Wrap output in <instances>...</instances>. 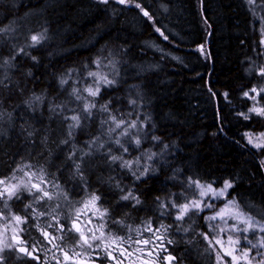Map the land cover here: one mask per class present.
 Returning <instances> with one entry per match:
<instances>
[{
  "label": "trees",
  "instance_id": "trees-1",
  "mask_svg": "<svg viewBox=\"0 0 264 264\" xmlns=\"http://www.w3.org/2000/svg\"><path fill=\"white\" fill-rule=\"evenodd\" d=\"M193 1L0 0L1 171L29 165L25 171L72 193L98 195L120 232L144 222L172 225V202L188 200L191 181H230L227 197L264 220V147L246 136L264 132V117L249 111L244 95L264 77V0ZM40 33L46 39L30 46ZM108 69L115 84L90 96L88 73ZM86 103L96 105L90 116ZM74 115L80 125L70 130ZM129 193L139 203L121 199ZM195 226L208 234L202 217ZM184 231L180 241L192 246L180 256L202 264L206 246Z\"/></svg>",
  "mask_w": 264,
  "mask_h": 264
},
{
  "label": "flooded vegetation",
  "instance_id": "flooded-vegetation-1",
  "mask_svg": "<svg viewBox=\"0 0 264 264\" xmlns=\"http://www.w3.org/2000/svg\"><path fill=\"white\" fill-rule=\"evenodd\" d=\"M28 171V173H38ZM21 173L22 171L16 167L7 169L4 173L0 168V179H5L9 184H17L19 179H21ZM13 176L15 179H13ZM43 180L46 183L42 186L46 187L53 195L52 200L45 198L42 201H37L24 188H20L17 193L20 197L19 199L17 196H13L11 199L5 196L0 199V238L10 239L13 235H16L23 242L20 246L28 247L30 251L34 247L36 251L33 252V255L38 257V259H32L18 251L12 250L9 252L6 250L3 253L6 257L5 264H118V262L119 264H166L164 257L168 254L175 257L171 264H187L180 256V253L185 246L191 247V243L180 241L178 225H174V223H171L172 225H164L162 222L155 225L147 222L141 229L136 228V230L130 231L134 226H129L125 232H120L121 230L117 231L119 227L113 223L112 220L114 218L110 216L109 211L103 218V241H92L93 247L91 249L87 246H79L76 239L78 234L68 231L72 220L76 219L87 235L91 236L92 233L87 231L91 228L96 236H100L101 232L98 230V226L102 222L100 213L103 212L104 208L100 207L99 211L97 209L84 208L83 204L79 205V200L78 202L76 201L80 197L69 194L64 184L61 185L57 181L59 184L58 189L60 191L64 189L65 192L63 193L67 194V199L64 198L63 193L61 195L52 193V179H45L43 176ZM35 183L39 182L36 181ZM53 192H55L54 188ZM35 195L38 196L39 193ZM5 203L7 207H5ZM26 205H31V207H26ZM37 213H44V215L39 216ZM16 215L26 218L27 222L17 224L13 220ZM61 224L64 225L63 232L58 231ZM149 228L152 231H149ZM21 229L23 230L21 231ZM42 229L51 236L57 237V240L53 241L57 247H52V244L43 237L41 234ZM157 229L159 231H156ZM161 236L163 239H160ZM108 237H122L123 240H117L112 243ZM144 240H148L150 243L145 245L142 243ZM137 241H140V243H137ZM97 245L102 246L97 247ZM163 248H166L167 252L162 251ZM65 252L67 253V258L64 256ZM107 252H111L112 257H115V259L108 256Z\"/></svg>",
  "mask_w": 264,
  "mask_h": 264
},
{
  "label": "snow or ice",
  "instance_id": "snow-or-ice-1",
  "mask_svg": "<svg viewBox=\"0 0 264 264\" xmlns=\"http://www.w3.org/2000/svg\"><path fill=\"white\" fill-rule=\"evenodd\" d=\"M104 2L106 3L107 0H104ZM120 3H125L126 0H119ZM137 8H140L141 12L143 13L144 16H146L149 20H152L153 17L151 16V14L145 10L144 8L141 7L140 4H136L135 5ZM2 31V30H0ZM156 31H160L159 28L156 29ZM161 35H163V33H161ZM31 41L32 44L30 46H35L36 44H39L42 40L46 39V36L44 33H40L37 35H32L31 36ZM165 39H167V37H165ZM262 44H264V40L261 41ZM22 50V49H21ZM202 50V49H201ZM33 59H35V57H33ZM95 63L97 65L100 64L99 60H96ZM90 76H98V73L96 72H89L88 73ZM260 75L264 76V70H261ZM100 80H102L105 84L108 85H112L115 83L114 80H109L107 79V77L104 76H100L99 77ZM62 83H66V81H62ZM86 92H88V94L92 97H96L99 95L100 92V88L97 86L95 88V90L93 88H87L85 89ZM261 92H264V88L260 89ZM252 93H257V89L253 88L251 89ZM259 94V93H257ZM244 95L246 97H249L250 94L249 92H245ZM225 98H227V93H224ZM78 99H80V97H77ZM252 99H254L255 97H250ZM131 103H135V101H131ZM96 105L95 103H86L84 105L83 111L87 114V115H91V110L93 108H95ZM101 110L107 112L108 111V105L104 104L101 105ZM250 112H255L257 115L260 116H264V108H251L249 109ZM244 116V119H248V115L246 114H241ZM112 121L115 122V126L117 128H120L122 126V124L124 123L123 121H116V117L112 116L111 117ZM71 120L74 121L75 123L72 125H69L70 130L72 128L75 127H79L80 125V117L79 116H72ZM106 122V121H105ZM130 128H135L136 124L133 122L129 125ZM122 135H127L128 134V129H124L123 132L121 133ZM69 135L71 136V131H69ZM247 138H248V142L250 144H253L254 147L256 148H261L264 147V142H257L254 143L253 142V138H252V134H246ZM261 137H264V133L261 134ZM155 139V137H154ZM260 139V138H257ZM66 142V141H65ZM93 143H95V141H93ZM116 143L119 144L120 141L116 140ZM136 145L140 144V140L136 139L135 140ZM124 151H127V149L125 148ZM113 161H117V160H122L121 157H117V156H112L111 158ZM148 159H152V156H149ZM138 163V161H137ZM122 166L123 167H127V168H131L132 164L129 161H123L122 162ZM26 167H30L29 165H25L23 168L19 169L20 171H24V168ZM77 170H79V165L76 166ZM147 173V169H145V171L143 173H141V175H145ZM35 175L34 173H25V176L29 177L28 182L26 183L23 179H21L17 184H9L5 179H0V199H3L5 196H7L8 199H11L13 196H17V198L19 199L20 197L17 195L19 189L21 187L24 188L25 191L29 192L30 194H32L34 196V198L37 201H42L45 198H47L48 200H52L53 199V195L46 189V187L42 186L43 184H45L46 182L43 180V176L39 177L40 182L39 183H32L31 182V176ZM133 175H135V173H133ZM137 179H139L140 177L137 176ZM13 179H15V177L13 176ZM193 183L199 187L201 189L200 195L201 196H205L208 193H211L214 197H223L225 196V193L227 192L228 189L233 187V184L230 181H225L224 182V187L222 189H220L219 191H217L216 189H213L211 184L208 185H202L200 184L199 181H193ZM55 187H58L55 186ZM34 190V191H33ZM39 193L38 196H36L35 194ZM57 195H61V193H57ZM63 196L65 199H67V194L63 193ZM129 198L136 200L137 203H139V200L135 197L132 196L131 193H129L128 195H125L123 197H121V199L123 200H128ZM100 198L96 195H93L91 197V200L88 202L90 204L93 205V207L95 206V202L98 201ZM174 207H178L179 208V214L176 216L177 220H181L184 218V216L190 211V210H198V211H202L204 207H208L211 208L213 207V205L211 203H204L202 206V202L201 201H192L190 203H185L183 205H173ZM5 207H7V204L5 203ZM26 207H31V205H26ZM58 207V205H57ZM97 211H99L97 209ZM37 215L42 216L44 215V213H37ZM107 215V209H104L103 212L100 213V219H101V224L98 226V230L101 232L100 236H96L95 232L93 231V229H88L87 231L89 233H92L91 236L87 235L85 233L84 230L81 229L80 225L77 223L76 219L72 220L68 231L69 232H73L78 234L77 235V244L79 246H87L89 249H91L93 247L92 245V241L95 240H101L103 241L104 239V233H103V228H104V222H103V218L104 216ZM229 218V219H233L238 221L239 223H242L245 225V227L243 229H240L238 227V224H234L231 226L230 231H242L247 233L249 230H257L261 233H264V224L260 223V221L254 220L253 217L251 216H246L241 210H240V206L238 204V202L233 199V200H229L227 202V204L225 205L224 208L220 209L215 215L213 216H209L207 217V219L209 221H214L217 219L223 220L225 222V224H227V220L225 218ZM78 219V217H77ZM13 220L17 223V224H22V223H26V218H22L19 215H16L13 217ZM59 223V222H57ZM89 223H91V221H89ZM113 223H119V221H113ZM163 228V226H161ZM210 227H212L210 225ZM23 229H21L22 231ZM149 231H152L151 228L148 229ZM166 230V229H165ZM225 229H220V231H224ZM58 231L63 232L64 231V225H59ZM156 231H159V229H157ZM41 234L43 235V237L50 243L52 244V247H57V245L55 243H53V241L57 240L56 236H51L47 231L45 230H41ZM201 235L208 240L209 245L213 248L214 251L215 250V245H219L221 248L224 247V242L221 239H210L208 234L206 233H201ZM60 239H62V237H60ZM109 240L112 241V243H115L117 240L122 241L123 238L122 237H108ZM160 239H163V237L161 236ZM245 240H247V243L249 245H252L253 248L257 249V253L256 255L260 257V259L257 261V264H264V252L259 251V249H264V236H261L256 244H252L251 240H248L247 236L244 237ZM228 242L231 244H239V237H237L235 240H233V237L231 235L228 236ZM23 243L22 241H20L16 235H13L10 239L8 238H0V264H5L6 261V257L3 255V253L7 250L9 252H11L12 250L18 251L19 253H23L25 256H29L32 259H38V257L33 255V252L36 251V249L33 247V249L30 251L28 247H21L20 244ZM137 243H140V241H137ZM143 244L147 245L150 243V241L148 240H144L142 241ZM169 243H171V241H169ZM102 245H97V247H101ZM162 251L167 252L166 248H163ZM233 251H235V249L231 250V251H226L224 254L231 256L232 257V261L227 262V264H233L234 261H237L239 259H243L247 262V264H252V260H255V257H252L251 259H249V252L248 251H243L241 253L240 257L234 256L233 255ZM108 256L112 257V253L111 252H107L106 253ZM151 255V253H150ZM65 258H67V253H64ZM216 258H217V264H224L223 261V255L221 254L220 251H216ZM112 259H115V257H112ZM175 259V257L171 256L170 254L166 255L164 257V261L166 262V264H171V261H173ZM119 264V262H118Z\"/></svg>",
  "mask_w": 264,
  "mask_h": 264
},
{
  "label": "rangeland",
  "instance_id": "rangeland-1",
  "mask_svg": "<svg viewBox=\"0 0 264 264\" xmlns=\"http://www.w3.org/2000/svg\"><path fill=\"white\" fill-rule=\"evenodd\" d=\"M260 10H261L260 15L258 13H256V15L261 16L260 21H261V24L263 25V40H264V13H263L264 6H260L259 7V11ZM148 45L151 46L152 49L158 51L159 53H163L165 55H169V53L167 51H165V49L161 45H157L155 43H150ZM107 65L110 66L111 62H108ZM108 72H110L109 69L107 71L103 70L101 73H98V76L95 78V81H94V77L92 76L91 77L92 78V83H91V85L88 88H93L95 90V88L98 86L100 88V90H101L103 87L111 86V85L105 84L102 80L99 79L100 76H104V77H107V79H109V80H114L109 75ZM254 88L257 89V93H259V94L252 93L251 89L247 91L250 94L249 98L250 97H255L254 99L250 98L252 100V102H253L252 108H254V107L255 108H264V92L260 91L261 88H264V77H263V81L260 84V86L254 87ZM253 113L256 114L255 112H253ZM262 117H264V116H262ZM128 128L130 129V127H128ZM262 133H264V132L247 133V134H252L253 142L257 143V142H264V137H261ZM257 138H260V139H257ZM251 145H253V144H251ZM257 149H260V148H257ZM27 171L28 170H26L25 172L22 171V173L20 175L21 179H23L26 183L29 180V177L25 176V173L29 172V171L28 172ZM40 176H43L40 172L36 173L34 176L32 175L31 176V182L32 183H35L36 181L40 182L39 181V177ZM21 179H19V181ZM45 179H49V178H45ZM51 183H52V186H51L52 193H63V192H65L64 189H62L63 191H60L58 189V187H55L57 185L59 186L57 181L52 180ZM200 184L208 185L210 183L200 182ZM211 186H212L213 189H216L217 191H219L220 189H222L224 187V185L221 186V187H216V186H214L212 184H211ZM52 187L55 189V192H53V188ZM21 188H23V187H21ZM56 189H58V191H56ZM67 192L69 194L72 193L70 191H67ZM200 192H201V189L199 187H197L193 183V181H191L190 184H189V187H188V194H190L188 200H186L182 204H177V203H173L172 202L171 207L175 211L174 216H173L174 222L179 223L178 224V226H179L178 229L181 228V230H188L186 232L184 231L185 233H189V231H190L191 234L193 233L192 234L193 238L198 237L200 239V242H203V244L205 246H207L206 247L207 249L205 251L206 259H203V262H201V263L202 264H211L213 262L212 264H217L216 251H220L221 254L223 255L224 264H227V262L232 261V257L228 256V255H226L224 253L226 251H231V250L235 249V251H233V255L234 256L240 257L241 253L243 251H248L249 252V259H251L252 257L256 258L255 260H252V264H257V261L260 259V257L256 255L257 249L253 248L252 245H249L247 243V240L244 239V237L247 236L248 240L252 241V244H256L258 239L261 236H264V233L259 232L258 229L257 230H249L247 233L242 232V231H230L231 226L234 225V224H238V227L240 229H243L245 227V225L242 224V223H239L236 220L229 219L227 217L225 218L227 220V224H225V222L223 220H220V219H217V220H214V221H209L207 219V217L215 215L220 209L225 207V205L227 204V202L229 200H233L234 198H228L227 197L228 190L225 193V196H223V197H214L211 193H208L205 196H201ZM185 194L186 193H183V195H185ZM71 195L80 196V198H78L76 201L79 200V202H78L79 205L83 204L84 208L93 210V209H99L100 207H102V206H100L98 201L95 202V206L94 207H93L92 204L88 203L91 200L92 196L91 195L89 196V194L86 193L85 191L77 192L76 194L72 193ZM192 201H201L202 202V206H203L204 203H211L213 205V207H211V208L204 207L202 211H198V210H194V209L190 210L184 216L183 219L177 220L176 216L179 214V208L178 207H174L173 205L174 204L175 205H183L185 203H190ZM240 210L246 216H251V217L254 218V220L260 221V223L264 224V220L263 219H260L257 216H254V215L250 214L249 212L243 211L241 209V207H240ZM165 213H167V212H165ZM200 217H202V221L205 222L204 223L206 225L205 230H207L209 238L210 239H213V238L221 239L224 242V247L223 248H221L219 245H215V250L216 251H214L213 248L209 245L208 240H206L201 235V230L200 229H198V230L196 229L195 223H196V221H198L200 219ZM186 222L190 223V224H188L187 226L184 225ZM144 224L145 223L136 224V225H134V227L130 231L136 230V228H139V227L141 229ZM210 225L212 227H210ZM119 226L121 227V224H119ZM222 228L225 229V230L224 231H220V229H222ZM117 231H119V230L117 229ZM196 231H198V232L195 233ZM229 235H231L233 237V240H235L237 237H239V241H240L239 244H231V243H229L228 242V236ZM259 251L264 252V249H259ZM233 264H247V262L245 260H243V259H239L237 261H234Z\"/></svg>",
  "mask_w": 264,
  "mask_h": 264
},
{
  "label": "bare ground",
  "instance_id": "bare-ground-1",
  "mask_svg": "<svg viewBox=\"0 0 264 264\" xmlns=\"http://www.w3.org/2000/svg\"><path fill=\"white\" fill-rule=\"evenodd\" d=\"M193 1V0H192ZM194 2V1H193ZM124 6V5H123ZM211 7V6H210ZM106 9V8H105ZM210 12V11H209ZM52 13V12H51ZM62 17H63V15H62ZM41 19V18H40ZM37 23V22H36ZM91 26V25H90ZM92 27V26H91ZM146 36V35H145ZM128 37V36H127ZM140 37V36H139ZM138 39V38H137ZM101 40V39H100ZM177 43V42H176ZM179 46V45H178ZM164 47V46H163ZM176 48V47H175ZM153 50V49H152ZM200 60V59H199ZM167 62V61H166ZM240 83V82H239ZM48 89V88H47ZM171 100V99H170ZM14 102V101H13ZM23 107V106H22ZM38 111V110H37ZM94 116V115H93ZM116 116V115H115ZM94 119V118H93ZM25 124V123H24ZM149 128V127H148ZM42 137V136H41ZM68 140V139H67ZM69 141V140H68ZM71 145V144H70ZM69 146V145H68ZM107 146V145H106ZM69 148V147H68ZM170 148V147H169ZM24 149V148H23ZM17 150V149H16ZM70 151V150H69ZM135 152V151H134ZM65 153V152H64ZM30 154V153H29ZM136 155V154H135ZM63 157H65V156H63ZM69 157V156H68ZM21 158H23L22 156H21ZM52 159V158H51ZM137 159V158H136ZM64 160H66V159H64ZM74 160V159H73ZM177 160V159H176ZM68 161V160H67ZM121 162V161H120ZM68 163V162H67ZM106 163V162H105ZM51 164V163H50ZM100 164V163H99ZM35 165V164H34ZM68 165V164H67ZM106 165V164H105ZM104 165V166H105ZM121 165V164H120ZM152 165H154V164H152ZM101 166V165H100ZM134 166V165H133ZM137 166V165H136ZM151 166V165H150ZM71 167V166H70ZM21 168V167H20ZM42 168V167H41ZM141 168V167H140ZM38 169V168H37ZM52 169V168H51ZM120 169H122V168H120ZM134 169H136V168H134ZM57 170V169H56ZM64 170V169H63ZM138 170V169H137ZM143 170V169H142ZM69 171V170H68ZM65 172V171H64ZM95 172V171H94ZM45 174V173H44ZM49 175V174H48ZM141 175V174H140ZM147 175V174H146ZM68 176V175H67ZM84 176V175H83ZM50 180V179H49ZM65 180V179H64ZM134 181V180H133ZM131 183H132V181H131ZM69 187V186H68ZM135 187V186H134ZM92 191V190H91ZM86 192V191H85ZM94 192V191H93ZM87 193V192H86ZM72 194V193H71ZM88 194H89V192H88ZM113 194V193H112ZM98 196V195H97ZM73 197V196H72ZM75 197V196H74ZM78 197H80V196H78ZM78 197H76V198H78ZM102 199V198H101ZM78 202V201H77ZM120 204V203H119ZM77 207V206H76ZM106 208V207H105ZM108 209V208H107ZM120 210V209H119ZM108 211H109V209H108ZM116 212V211H115ZM120 213V212H119ZM116 214V213H115ZM150 218V217H149ZM115 219V218H114ZM114 219L112 220V221H114ZM120 219V218H119ZM121 220V219H120ZM116 221V220H115ZM119 221V220H118ZM157 221V220H156ZM135 223V222H134ZM145 223V222H144ZM205 223V222H204ZM162 224V223H161ZM122 226V225H121ZM113 227V226H112ZM116 227V226H115ZM166 227V226H165ZM140 228V227H139ZM173 228V227H172ZM167 229V228H166ZM198 230V229H197ZM169 231V230H168ZM136 232V231H135ZM200 232V231H199ZM128 233V232H127ZM130 234V233H129ZM214 235V234H213ZM184 236V235H183ZM184 241V240H183ZM196 241V240H195ZM192 246V245H191ZM207 247V246H206ZM205 250V249H204ZM189 251V250H188ZM211 256V255H210ZM201 257H202V255H201ZM202 259V258H201ZM211 259V258H210ZM199 260V259H198ZM212 260V259H211ZM203 261V260H202ZM213 263V262H212ZM211 263V264H212Z\"/></svg>",
  "mask_w": 264,
  "mask_h": 264
}]
</instances>
